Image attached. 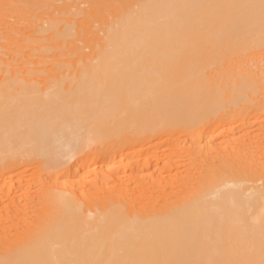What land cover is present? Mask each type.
<instances>
[{"label": "bare ground", "instance_id": "obj_1", "mask_svg": "<svg viewBox=\"0 0 264 264\" xmlns=\"http://www.w3.org/2000/svg\"><path fill=\"white\" fill-rule=\"evenodd\" d=\"M68 1L0 21V264H264V61L218 81L264 49V0ZM110 13L96 63L39 88Z\"/></svg>", "mask_w": 264, "mask_h": 264}, {"label": "rangeland", "instance_id": "obj_2", "mask_svg": "<svg viewBox=\"0 0 264 264\" xmlns=\"http://www.w3.org/2000/svg\"><path fill=\"white\" fill-rule=\"evenodd\" d=\"M24 1V2H23ZM21 0L20 2L18 1V3L17 4H19L18 6H17V4H15V6L14 7H16V8H13L14 10H16V11H11V9H9L7 6H2V5H0V6H2L1 7V9H0V21H3V20H8L9 18L11 19V18H15V17H11L10 16V14H8V13H10L9 11H11L12 13L14 12V15L16 14V17L18 16L17 14L19 13L18 11L20 10V13H19V16L18 17H20V18H16V19H19V21L23 24V27L25 26V25H27L28 24V22L30 23L31 22V18H34V22H39V23H43L45 26H48V25H46V24H48V22H46V20L48 21L49 19H51V17H50V15L51 16H53L52 15V13L54 14V12L55 11H57V15H58V17L57 18H60L62 15V19H65L66 17V15H68L67 14V12H66V10L64 9V7H63V9H64V11H63V9H62V7H61V10H60V6H58V4L59 5H61L62 6V4H64V2L65 1H68V0H65V1H62V0H58V1H56V0ZM25 1H28V2H25ZM51 2V1H53L54 3H55V5H57V8L59 9V11H58V9L56 8V6L54 5V3L52 4V7L54 8V12H53V10H50V9H52V8H50L51 7V5H50V7H49V4L47 3V2ZM22 2H23V4H22ZM30 2V3H29ZM58 2V3H57ZM63 2V3H62ZM69 2V1H68ZM71 2V1H70ZM20 3L22 4L21 5V7H20ZM66 3V2H65ZM27 4V5H26ZM28 4H30L31 6H28ZM51 4V3H50ZM81 4V3H80ZM82 5H83V8L84 7H88V4L87 3H85V2H82ZM22 6H24V7H22ZM129 6H132L131 7V9L133 8V9H137L138 8V6L137 5H135L134 3H131ZM128 6V7H129ZM8 8V9H5V10H7V14H6V11L4 10L3 12H2V10H3V8ZM19 7H20V9H19ZM25 7H26V10H25ZM66 7L68 8V6H67V3H66ZM80 7H81V5H80ZM24 8V9H23ZM50 8V9H49ZM19 9V10H18ZM29 9H30V11H29ZM32 9V10H31ZM57 9V10H56ZM9 10V11H8ZM23 10H25L24 12H22ZM35 10V11H34ZM51 11V13L49 14V12ZM63 11V13L61 14V12ZM68 11V10H67ZM128 11H130V10H128ZM116 12V11H115ZM2 13V14H1ZM4 13V14H3ZM20 14H22V15H20ZM32 14V15H31ZM13 15V14H12ZM37 15V16H36ZM116 13H114V14H109L108 15V17H107V19H106V21H103L102 22V20H99L100 22H96V23H94V22H92V21H98V19L97 18H95V15H89L90 16V19H89V16H87L86 18H82L81 17V19H83V23H87V24H89L90 25V27H93V25H95L94 27H95V29H98V31H96L97 32V34L98 35H91V33H93V32H95V29H93V28H90L87 24L86 25H84L83 23V25H84V27L85 26H87V27H89L90 28V30H89V28L87 29V27H86V29H84L81 25H80V27L78 26L77 27V31H79V32H77V31H75L74 32V34H72L71 36H72V40L70 39L71 38V36H69V37H67L66 39H69V40H67V42H68V44H69V46L67 45V42L65 43V47H63V49L65 48V49H67V50H65V51H67V53L69 52V47H70V42H71V44H72V47L74 46V48H75V45L74 44H76L75 42H77L78 41V43H80V44H82L83 42V44L82 45H80V44H78V47H79V45H80V47L82 46V47H85V45H86V47H85V50H83L82 49V47H81V51L82 52H86V54H84V53H81L80 55L78 54V56L77 57H74L75 55L74 54H77V53H80V50L78 51V50H75L76 52H74V51H72V53H73V58L71 57H69L70 56V52H71V50H70V54H68L67 55V53H66V57H57L56 55H55V52L57 53L58 51H56L57 50V48L56 49H53V51L55 50V52H53L52 53V50H51V52H50V54L52 55V57L50 56V54H48V56L46 57V61H48L49 60V63H47L45 66V68H48V71L46 70V69H44L46 72H44V70L43 71H40V72H38V74H37V76H36V78L38 77L39 78V76L41 77V81H43L42 83H40L39 82V88H43V87H45V85H44V81L46 82V80L49 78V77H51V78H49V79H54L55 78V76L56 75H58V76H63V77H76V75H77V72H79V70L81 69H79V70H77L78 68H76L77 66H79V67H82V64H81V61H84V59L85 60H87V62L89 61L88 59L91 57V53H92V51H91V48L92 47H96V46H93L92 44L93 43H91V45H90V39H91V42H96L94 45H97L98 44V42H99V44L101 43V40H102V42L103 43H101V44H104V43H107V41H108V37L110 36V32L114 29L112 26H113V22L115 23V20H116ZM2 17V18H1ZM23 17V18H22ZM31 17V18H30ZM65 17V18H64ZM91 17L92 18H94L92 21H91V23H93V25H91V23H89L90 21L89 20H91ZM38 18V19H37ZM43 18V19H42ZM60 18V19H61ZM9 19V20H10ZM30 21H29V20ZM37 19V20H36ZM79 19V18H78ZM28 20V21H27ZM41 20V21H40ZM88 20V21H87ZM32 21H33V19H32ZM44 21V22H43ZM62 21H64V20H62ZM102 22V23H101ZM99 23H101L102 25H100ZM117 23V22H116ZM116 23H115V26L114 27H116L117 25H116ZM21 24V25H22ZM110 24H112L111 26H109ZM108 27H109V31H107V29H108ZM80 28V29H79ZM110 28H113V29H110ZM81 30H82V33H81ZM86 30H88V32L89 31H93V32H90L89 34L91 35V37L89 38V34H86L87 32H83V31H86ZM107 32H109V33H107ZM82 34H84V37H83V35ZM93 34H96V33H93ZM82 35V36H81ZM85 35L87 36V39H89V41H88V43H87V40H86V37H85ZM109 35V36H108ZM77 36H79L77 39L78 40H76V37ZM95 37V41H94V38L93 37ZM100 36V37H99ZM105 36V37H104ZM81 37V38H80ZM82 37L85 39V41H83L82 40ZM97 37H99V38H101L100 40H97ZM81 40H80V39ZM93 39V40H92ZM97 40V41H96ZM83 41V42H82ZM106 41V42H105ZM56 42L57 41H55L54 42V45H56ZM77 44H76V47H77ZM88 44V45H87ZM101 44H100V46H101ZM67 45V46H66ZM90 46H91V48H90ZM98 46V45H97ZM96 47L95 48V50H97V48L100 50V48L102 47ZM73 48V49H74ZM77 49H79V48H77ZM93 50V49H92ZM78 51V52H77ZM94 52V51H93ZM256 53H254V52H251V53H249V52H247V53H245V57H244V60H241L240 61V63H239V65L238 64H232L231 65V67H230V69H225V72H222V74L219 76V82L220 83H225L226 81H228V78H229V76L233 79V78H235L236 77V71H238V70H241L242 68H243V66H245V65H250V63L251 62H253V63H258L259 62V60H258V56H260V58L262 57V59H263V61H264V49H257L256 51H255ZM83 54L85 55V57H83ZM87 54L88 55H90V57H87ZM93 54H95V53H93ZM64 56V55H63ZM72 56V55H71ZM80 56H81V58H80ZM51 57V59H49ZM59 58V60H62L63 58H65V59H63L64 60V62H67L68 63V61H71V63H70V66H72L73 64L75 65H73V67H72V69H73V71L71 72V70H68L69 69V67H68V69L67 68H65V67H63V64H61L62 65V67H63V69H62V67H61V65H60V63H58L57 62V64H55V59L56 58ZM48 58V59H47ZM52 58H55V59H52ZM82 59V60H80V59ZM88 58V59H87ZM67 59V60H66ZM78 59V60H77ZM95 59L96 58H94V57H92V58H90V63H91V60H92V63L93 62H95L96 63V61H95ZM51 60V61H50ZM62 60V61H63ZM66 60V61H65ZM72 60H74V61H72ZM56 61H58V59H56ZM51 62H54V63H52L51 64ZM61 62V61H60ZM73 63V64H72ZM76 63V64H75ZM83 64H85L86 63V61H84V62H82ZM95 63H93V64H95ZM49 64V65H48ZM55 64V65H54ZM80 64H81V66H80ZM33 66H35V64L33 65ZM68 66H69V64H68ZM56 67H57V69H58V71H57V69H56ZM52 68V69H51ZM74 68L77 70V72H75V74H74ZM50 69V70H49ZM61 70H63L62 72H64V73H60L61 72ZM67 70L69 71V72H67ZM50 71V72H49ZM54 71H57V73L56 72H54ZM73 73L74 74V76L71 74V75H68V74H65V73ZM21 75H23V76H25V73H23V74H21ZM26 75H29V73H26ZM35 75H36V73H35ZM67 75V76H66ZM45 77H48V78H45ZM57 77V76H56ZM40 79V78H39ZM44 79V80H43ZM24 81H26V79H24ZM235 124V123H234ZM235 126V132H236V141H239V139H241L242 138V136L244 135V132H245V129L243 128V127H240V125L236 122V124L234 125ZM253 127H254V125H253ZM251 130H254L255 128H250ZM57 155H63V152H60V151H56L55 152ZM33 160H34V162H29V163H23V165L20 167V169L17 171V173H19V174H21L22 175V178L24 179V180H30V179H32L33 178V175L35 174V173H37L39 170H43L46 166H47V161L45 160V158H43V157H34L33 158Z\"/></svg>", "mask_w": 264, "mask_h": 264}]
</instances>
